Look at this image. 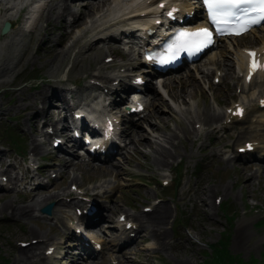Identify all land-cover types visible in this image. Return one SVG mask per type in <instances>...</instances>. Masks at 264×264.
<instances>
[{
	"label": "rangeland",
	"instance_id": "rangeland-1",
	"mask_svg": "<svg viewBox=\"0 0 264 264\" xmlns=\"http://www.w3.org/2000/svg\"><path fill=\"white\" fill-rule=\"evenodd\" d=\"M25 1L26 0H11L8 4H2L1 7H10L13 8V10L9 13L0 15V24H3L5 15L11 17V19L16 18L22 3H27ZM57 3L60 4V2ZM50 5L51 2L46 3L45 8H48ZM81 5L82 3H79L75 5V7L79 8ZM46 14H48L47 11L44 12V16ZM52 21L53 27L57 29L59 21L56 19H52ZM43 23L44 21L42 22V19L40 18L36 25L37 28L35 27L34 30L40 33L41 31H39V28ZM89 26V24H86L84 29H88ZM14 27L15 29L10 34L6 36L0 35V58L4 57L3 62L6 64H8L7 61H10L7 60L8 56L11 58V61L14 60V62L10 61L12 66L14 65V68L11 67L9 70H6L2 76H0V139L10 143V136L16 133V128L22 127L21 129L23 130H21L22 133L20 134L24 138V146L27 148V133H30L31 130L34 132L32 122H28V119H30L32 113L38 110L35 98L38 94L41 95L43 88L46 84H48L47 82H56L59 79L67 77L72 62L76 58L82 43L71 48L69 51L68 48H70L71 45L73 46L74 41L81 35L83 29L81 28L77 30L74 35H68L65 43L62 42L58 46H55L58 47L59 56L56 53L50 54L49 51H47L51 49V44H49L42 48L44 49V52H42L43 54L41 57L38 55L34 56L32 51L33 42L37 34L36 36H33V34L29 33L27 34V37H21L18 35L17 29L19 25H17V22H14ZM31 36L32 38L30 39ZM56 37L57 35L54 36V38ZM91 38V36H88V39ZM247 41L248 43L244 44H240L238 40L228 42L225 41L219 49L207 58L210 62L212 60H227L233 65L234 77H230L226 81L223 80L220 85L216 86L212 83L214 74L211 76L206 75L207 77H201L198 79L201 89L197 90L189 87L188 95L184 97L185 101L188 102L191 95H196L193 96L195 102L193 105L189 106L192 116H197V113H202L208 107L222 114V112H224V107L231 105L233 101L239 100L240 97H243V99L251 97L250 94L243 95L240 88L238 89V75L235 73V67L238 65V57L236 56V48L238 45L255 47L258 45V37L256 35H251ZM113 47L118 48L117 46ZM103 50V60L105 59V56L112 55L116 57L108 50V47L103 48ZM222 51L224 52L222 53ZM66 53L68 54L66 55ZM222 54L226 56L222 57ZM63 57L65 59V65L60 71H58L60 61ZM125 57L126 56L121 55L116 58L115 62L117 63ZM29 59H33V61L28 63ZM17 61H19V63L16 65ZM80 65L81 66L78 68V63L74 74L80 75L84 72V70H81L83 68V64L81 63ZM84 67H87V65ZM212 69L213 63H210L208 69L206 70L208 72ZM18 72H21L20 77L15 78L16 73ZM34 77H40V79H36ZM37 80H39L38 83H36ZM209 84H211V87H209ZM171 87L174 88V82L171 84ZM252 87L254 89H261V84L257 81ZM17 90H21L23 94L22 98H20V95L13 96L16 94ZM176 91L178 92V88ZM46 95L47 94L44 96ZM17 101H19V104L16 103ZM160 102L157 103L156 108L158 106L159 107L155 109L153 112L154 115L151 117L149 122L143 123V126L138 129V131L141 130V133L145 134L146 138L152 145V147L148 146L142 148L144 153L148 156H143L138 152V144L140 142L139 137H136L135 141L137 142L131 146L129 150L122 155V157H119L117 169H111L109 172H106L111 173V175L114 176L119 173L120 176H115V178H118L122 183V188L118 187L116 189H111L107 186L104 188V191L113 195V197L108 198L106 201L109 203L112 210L127 211V209L131 207L134 208V210L129 209L128 211L130 213L141 215L142 206L148 203V200L152 197L154 192L151 186L153 185V180H148L152 178V170L147 171L145 164H151V166L154 167L153 164L155 160H160L155 158L154 149L158 148L160 145L167 150L172 151L165 146L164 139L168 138L173 133L178 135L177 131L185 132V130L190 127V124L187 121L184 123L181 118L172 111L173 109L167 101L165 102L168 107H163ZM51 103L54 102L51 101ZM31 106H33V110L28 109ZM34 106L36 107L35 110ZM20 113L23 115L20 117L22 119L18 123H14L13 121L17 120ZM180 114L185 115L187 113L184 112ZM156 115L165 117V122L161 123L156 118ZM251 120V117H247L242 122L247 128H249V130L257 128L256 124H250ZM150 121L153 124H151ZM198 127H200V124ZM199 130L198 136L193 140H191L193 135L184 140L178 137H173L176 138L174 142H176L175 144L177 145V151H172L173 153L175 152L174 154L176 156L173 160L184 158L186 163L193 167H195V165L197 166V163H201L202 167L204 166V173L201 174V179H207L210 184L209 185L207 183V185L211 191L213 187L218 189L222 187L226 188V195L230 194L232 191L231 196L227 197V200H231L234 203L235 198L239 210L245 205H259L261 207L264 204V186L258 184L255 179L250 177L251 172L254 170H252V168L243 170L240 166L242 162H229L226 155L222 156V159L220 160V158L215 155L217 151L213 149V146L218 145V147H216V149H218L225 141L222 140L220 133L214 134L216 130L213 131L212 124L201 126ZM134 131H136V129H134ZM42 134V132L38 133L39 136L37 137L44 140V135ZM144 143L149 144L148 141ZM230 143H238V139L234 138L233 141L228 142L227 144ZM0 148L3 150L0 154V171L7 168L10 164L13 165L12 169H14V172L18 170L17 168L21 171L25 170V166L21 164L20 159L8 153L11 152V150L7 147ZM46 149H48V147H46ZM57 155L60 156V153H57ZM52 165L55 168L57 163ZM72 172L73 171L69 173L67 178H61L62 181L68 185L72 182V178L76 177L77 180L75 182L84 184V189L88 194H90L89 189H87L88 183L99 180L102 177L101 175L104 176V174H106H103L101 170L92 168H90V170L83 168L74 173ZM30 175H33V173H30ZM109 176H105V178ZM248 178L251 182H247ZM60 183L61 181L57 180L53 184V188L51 190L47 192L41 191L35 197L26 195L29 193L26 188L22 190L23 195H21L18 191H8L5 193L2 189H0V208L4 205L11 204L22 206L30 205L28 202L41 200L44 197L46 198L49 193L59 190ZM232 196H234V198H232ZM76 197L77 196L74 195L72 198ZM170 206L171 214L165 227V230H168L169 233V238L165 239L168 244L166 245L165 241H161L159 242V246L158 241L155 242L153 240L152 226L160 225L153 223L154 218L151 214L142 215L146 219L143 220V227H141L137 232V234L140 235V239L136 240L133 243V246L128 248L125 252L118 253V256H122L118 259L121 264H203L205 257L204 254H202V251L208 249V245L219 241L221 233L225 227V221L223 219L224 216L222 218L217 215L214 208H212L208 214H203L202 212L200 213L194 209L192 204H188L187 207H183V209L187 211L189 225L193 228V231L191 235L188 236L183 225V219H181L179 221L181 224L178 226L174 225V227L176 226L174 236L177 234L184 236V238L179 241L176 238L173 239V231L171 230V227L173 226H171V222L175 216V211L172 207L173 205L170 204ZM9 213L10 212L3 214V218L0 220L1 264H8V262L9 264H14L18 255H22L24 253L23 251H27V248L13 250L14 244L18 241H29L31 238H39L40 236L47 234H49L51 238L62 237V234L55 227H53L52 221L37 217L36 213H34V215L24 217L20 216L21 212H19L18 215H12L13 219L9 218ZM32 231H35L36 233ZM262 239H264V226L257 228V225L254 223L250 225L249 228L242 229L241 232L232 233L228 244V250L232 253V255L239 256L243 260H249L252 257V259L255 258L264 261V241H262ZM106 240L109 241L110 236H106ZM183 240H185L184 244ZM174 242L177 243L175 244ZM106 253L109 252L106 251ZM124 254H127V256L125 255L124 257ZM67 258H69V256ZM109 259L110 258L107 256L104 264H109ZM77 262L78 261H76V263ZM61 263L67 264L68 260L65 259L61 262L60 260H54L53 262V264Z\"/></svg>",
	"mask_w": 264,
	"mask_h": 264
},
{
	"label": "bare ground",
	"instance_id": "bare-ground-1",
	"mask_svg": "<svg viewBox=\"0 0 264 264\" xmlns=\"http://www.w3.org/2000/svg\"><path fill=\"white\" fill-rule=\"evenodd\" d=\"M30 2H29L30 8L27 10V13H26V15H27L26 16V23L29 25L28 28H31L29 33L33 34V36H36L38 31H35L34 29L38 23L40 16L43 13V10L46 7V3L51 2V0H30ZM3 3H4V1L0 0V15L9 13L13 10V8L1 7ZM113 3H115L114 7L113 6L111 7L110 6V4H111L110 0H102L98 5H96V6H98L99 11H103L106 7L109 8V11L111 12V16L109 19L111 21L107 22L108 24H106V27L102 30H98L101 28H94V32L96 33L97 40L95 42H92V43L89 42L86 44L87 48H91L92 51L95 52V54H94L95 57L92 58L93 61H91L90 67L88 66V64L91 60L90 53H80V54L78 53L76 55V58L72 62L71 69L69 72V76L73 75L75 73V69L77 68L78 63H79L78 68L81 66L80 65L81 63L83 64L82 65L83 68L81 67L82 68L81 70H84V73H86V74H91L90 73L91 69H88V68H91V66L94 63L98 64V65L102 64L103 52H102L99 44H101L105 40H108L109 38H111V36H109L110 34L106 32L107 30H109L111 28H116V29H118L117 34L122 32V33H128V34L130 33L133 35L136 33L134 31L135 28L140 27L142 24H144L147 21V18H150L152 15H158L160 13L159 9H157V4L159 3V0H157V1H155V0H114ZM93 8H94V6L87 5L84 8V10L82 11L84 13L80 14L78 17H75V12L67 5V3H65L60 10H58L57 7H55L54 5H50L47 8V12H49V13L43 17V21L46 24L44 26V30L46 33L49 31V29L51 27V19H53V18H55L58 21H62L67 27L73 26V25H81L85 16L88 18H91L92 14L94 13ZM148 12H152V14H148V15L143 16L144 14H146ZM120 14H123V16L119 17ZM70 17H72V19L74 17L75 18L72 22H67ZM4 19H5V21H10L12 23L14 22L10 17H8L6 15H5ZM41 29H42V26L40 25L39 31H41ZM17 31H18L19 36L27 37L28 32L24 31L22 28H18ZM31 38H32V36L30 37V39ZM50 42H51V40L46 35L40 40V46H45L46 44H48ZM34 43H35V40H34L33 44ZM59 43H61V42H59ZM109 50H114V49L109 47ZM35 52L38 54V56L42 57V54H43L42 52H44V49L36 47ZM53 52L58 54V50L54 49ZM245 59L246 58L243 57V54H242L241 60L245 61ZM3 60H4V57L0 58V76H2L5 73V71L9 70L11 67L14 68V65L12 66V64L10 63L11 58L9 56L7 57V60H10V61H7L8 64L4 63ZM32 61H33V59H29L28 63H31ZM64 61H65L64 58L60 61L58 71H60L63 68V66L65 65ZM11 62H14V60ZM18 63H19V61L16 62V65ZM85 65H87V67H84ZM214 65L216 66L217 69H220V70L223 69V71L226 72L225 79L233 76V74L231 72L233 69L231 68V64L227 63V61H225V60L224 61H215ZM20 74H21V72L16 73L15 78H17ZM263 75L264 74H257L254 77V79L257 78L258 76H263ZM69 76H67V78H73V77H69ZM191 79L194 81H197L196 78L192 77ZM68 81H69V79H67L66 81H61L59 83H56L59 86H54L52 84H49L47 86V89L51 90V91H55L56 93H60L63 96L64 92H65V87H66V85H68L67 84ZM181 84H182V90L179 94L174 95L175 98H183L184 95L187 93V84L184 82H181ZM2 85H4V84H2ZM193 86L196 88L197 87L200 88V86L197 82L193 83ZM244 88H247V83L245 82V79H244ZM263 89L253 90L252 94L255 95L257 93H260ZM14 95H20V98H22V96H23L21 90L17 91L16 94H14ZM187 95H188V93L185 96H187ZM193 96H195V95L193 94ZM45 100H47V98ZM183 102H185V100ZM202 115H203L202 119L205 120L206 124H208V123L217 124V122L221 119V114L217 113L215 110H212L209 107L205 111L202 112ZM46 116H48L46 118V121L48 123L54 121L51 115H46ZM156 118L160 121L165 120V117H161L158 115H156ZM56 133L58 135L62 134L63 129H58ZM138 135H139V142H140V145L142 148H145L148 146L152 147L149 140H147L145 134L139 133ZM256 137H259V138L258 139L252 138L249 140L250 141L257 140L258 141L261 139V141H264V133L259 134ZM147 141L149 144L144 143ZM136 142L137 141H135L134 139L132 140V143H136ZM42 145L39 144L38 146H33L32 151H38ZM141 147H138L139 153H142ZM154 154H155L156 159H162V158H165L167 156H174L173 153H171L166 148H164L160 145L158 148L154 149ZM161 162H163V161L161 160ZM68 166H69V163H66L65 168ZM117 175H119V173ZM40 205L41 204H39L38 206H40ZM12 207H13V205H4L2 208H0V213L5 211V210L12 209ZM20 211H21L20 216H24V211H26V207L16 206L13 209V214L18 215V213ZM169 211H170V208L168 206H164L163 208H160V210L156 211L153 215L154 216L153 217L154 218L153 223L160 224V225L165 224L168 220V218L166 216L169 214ZM163 229H164L163 227L160 230L153 229L154 235H156L157 231H162L160 236L167 235V231H163ZM32 232L36 233L35 231H32ZM45 238L49 239L48 236H46ZM33 248H35V246H30L28 248V250H32ZM14 264H32V263L30 262L28 253H24L22 255H19L15 259Z\"/></svg>",
	"mask_w": 264,
	"mask_h": 264
},
{
	"label": "snow or ice",
	"instance_id": "snow-or-ice-1",
	"mask_svg": "<svg viewBox=\"0 0 264 264\" xmlns=\"http://www.w3.org/2000/svg\"><path fill=\"white\" fill-rule=\"evenodd\" d=\"M206 3L209 9V18L214 24L247 19L248 23L243 25V30H247L251 24L264 20V0H206ZM246 5L251 7H245ZM254 9L259 10V19L249 17V13ZM236 34L239 35L240 32H236ZM178 41V49L193 44L206 45L211 43V32L208 29H199L195 33L182 32ZM250 55L255 54L250 53ZM260 67H264V65Z\"/></svg>",
	"mask_w": 264,
	"mask_h": 264
},
{
	"label": "trees",
	"instance_id": "trees-1",
	"mask_svg": "<svg viewBox=\"0 0 264 264\" xmlns=\"http://www.w3.org/2000/svg\"><path fill=\"white\" fill-rule=\"evenodd\" d=\"M222 260L220 259V257H217L216 262L215 263H210V264H221Z\"/></svg>",
	"mask_w": 264,
	"mask_h": 264
},
{
	"label": "water",
	"instance_id": "water-1",
	"mask_svg": "<svg viewBox=\"0 0 264 264\" xmlns=\"http://www.w3.org/2000/svg\"><path fill=\"white\" fill-rule=\"evenodd\" d=\"M9 30V26H7L5 29H4V32H7Z\"/></svg>",
	"mask_w": 264,
	"mask_h": 264
}]
</instances>
